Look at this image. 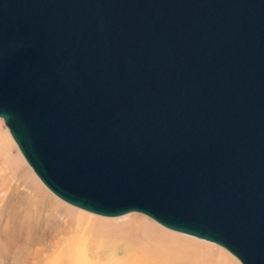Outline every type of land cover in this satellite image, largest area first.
<instances>
[{"label":"water","instance_id":"water-1","mask_svg":"<svg viewBox=\"0 0 264 264\" xmlns=\"http://www.w3.org/2000/svg\"><path fill=\"white\" fill-rule=\"evenodd\" d=\"M0 119L60 200L264 264V0H0Z\"/></svg>","mask_w":264,"mask_h":264},{"label":"bare ground","instance_id":"bare-ground-1","mask_svg":"<svg viewBox=\"0 0 264 264\" xmlns=\"http://www.w3.org/2000/svg\"><path fill=\"white\" fill-rule=\"evenodd\" d=\"M12 148L9 140L3 134L0 135V183L2 184L0 185V191H2V195L0 194V222L1 216L5 214V219L3 218L5 222L0 224V227H2L0 229V243L3 249V253H0L2 255L0 261L4 262L7 260L8 262L7 254L12 251L14 246L16 247L19 244L10 259V263H17L18 259L22 258V253L27 248L37 244L36 241H40L42 238L37 235V232H39L41 223L47 219V215L43 214L45 198L54 204L51 212L54 217L61 215L66 208L52 197H49L38 186L36 180L33 179L29 172L26 171L24 173L26 169L18 155L11 153ZM12 179L13 181H18L21 188L13 185L14 183L10 182ZM23 188H27L31 193L27 199L23 198L22 205H16L15 202L6 205L7 199H12L13 195L23 194L19 191ZM53 196L56 197L55 195ZM57 199L60 200L59 198ZM60 201L75 209L95 216L98 215L74 207L62 200ZM49 213L48 215H50ZM69 213L73 214V211L69 210ZM133 213L138 212L130 211L116 216L98 215L99 217H119L112 221H100L102 222L100 223V226H102L100 229L90 228L88 224H93L95 220L93 219L94 221H92L88 215L86 217L82 216L78 222V229L71 235L58 236L59 239L53 244H44V239L42 241L44 246L56 248V250L46 257L41 256V253L38 252L39 250H36L33 255V261L29 264H237L225 255L221 259L214 260V256L210 252L211 246L207 247V245L181 237L174 239L156 225L168 232L171 231L217 245L213 242L168 229L146 216L156 224L154 225L135 216ZM70 219L72 217L70 215L67 216V220ZM199 247L207 250L201 249L200 251ZM221 248L224 249L223 247ZM5 255L6 258L4 257Z\"/></svg>","mask_w":264,"mask_h":264},{"label":"rangeland","instance_id":"rangeland-1","mask_svg":"<svg viewBox=\"0 0 264 264\" xmlns=\"http://www.w3.org/2000/svg\"><path fill=\"white\" fill-rule=\"evenodd\" d=\"M4 135L7 140H9V142L11 143L12 145V149H11V153L13 155H18V157L20 158L22 164L24 165L25 167V171L24 173L29 172V174H31V176L33 177V179L36 180V183L38 184V186L45 191V193H47V195H49V197H52L56 202L60 203L61 205H63L66 210L63 211V213L61 215H57L58 217H54V215L51 213L52 210H53V207H54V204L53 202H51L50 200H48L47 198H45L44 200V205H45V209L43 210V214H45V216L47 215V219L41 223L40 225V228H39V232H37V235L41 236V240L39 241H36L37 244H34L32 245L31 247L27 248L23 253H22V258L21 259H18L17 263H10L11 262V257H13V251H15L19 246V244L15 247H13L12 251H9V254H7V258L9 259L8 262L7 260H5L4 262L1 260L0 261V264H29L33 261V255L35 254L36 250H39L38 252L41 253V256L43 257H46L47 255L53 253V251L56 250V248H50V247H47V246H44L42 244V241L44 240V244H48V243H55L57 242V240L59 239V237H62L64 236L65 234H68V235H71L72 233H74L77 229H78V222H79V219L82 217V216H87L92 219V221H97V222H93L92 223H89L88 225H90V228H93V229H100L102 228V226H100L102 222L100 221H112V220H115L119 217H102V216H95V215H92V214H89V213H86L84 211H81V210H78V209H75L71 206H68L66 205L65 203L61 202L60 200H58L56 197H54L43 185L42 183L37 179V177L34 175V173L32 172L31 168L25 163V161L23 160V158L21 157L18 149L16 148L14 142L12 141V139L10 138L9 134L7 133V129L6 127L3 125L1 119H0V135ZM13 179L10 181L13 185L15 186H18L21 188V185H19V182L14 180L13 182ZM0 182H1V179H0ZM18 182V183H17ZM11 184V185H12ZM0 185H2L0 183ZM21 191L23 194H16V195H13L12 196V199H7V204L6 205H9L11 202H15L16 205H22L21 203L23 202L24 199H27L31 193V191H29L27 188H23L22 190H19ZM28 191V192H27ZM0 194L2 195V191H0ZM20 195V196H19ZM19 196V197H18ZM17 197V198H16ZM24 198V199H23ZM20 201V202H19ZM18 203V204H17ZM53 205V206H52ZM47 207V208H46ZM4 209V208H3ZM6 209V208H5ZM69 210L73 211V214H70L69 213ZM48 211V212H47ZM50 212V213H49ZM48 213L50 215H48ZM23 214V212H22ZM21 214V215H22ZM135 216L141 218V219H144L145 221H148L154 225H156L155 223L152 222V220H150L149 218H147L146 216L142 215V214H138V213H133ZM5 215V214H4ZM2 215L1 216V223L5 222V216ZM71 216L72 219L70 220H67V216ZM125 216V215H124ZM50 217V218H49ZM60 217V218H59ZM122 217V216H121ZM4 218V219H3ZM88 218V219H89ZM94 219V220H93ZM4 220V221H3ZM59 223V224H58ZM44 224V225H43ZM113 225V224H112ZM92 226V227H91ZM96 226V227H95ZM159 229H161L163 232L169 234L171 237H173L174 239H176V237H181L183 239H187L189 241H193V242H197V243H200L202 245H207V247L211 246L212 248H210V252L213 254L214 256V260H218V259H221L225 256H228L229 258H231L232 260H234L237 264H240L238 262L237 259H235L231 254H229L227 251H225L224 249H222L221 247L217 246V245H214V244H209V243H206V242H203V241H199V240H196V239H193L192 237L190 238L189 236H183L182 234H176L174 232H168L166 230H164L163 228L159 227L158 225H156ZM2 227H0L1 229ZM99 232V231H98ZM97 232V233H98ZM63 233V234H62ZM99 234V233H98ZM59 236V237H58ZM176 242V241H175ZM198 247V246H197ZM200 248V247H199ZM197 249V248H196ZM204 250L206 251L207 249L205 248H200L199 250L201 251ZM2 247H1V243H0V253L2 254ZM0 254V257H2V255ZM6 258V255L4 256ZM1 259V258H0ZM219 262V261H217Z\"/></svg>","mask_w":264,"mask_h":264}]
</instances>
